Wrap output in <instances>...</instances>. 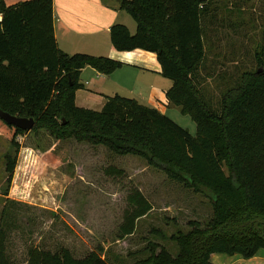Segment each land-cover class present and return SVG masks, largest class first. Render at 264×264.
I'll return each instance as SVG.
<instances>
[{
  "label": "trees",
  "instance_id": "16d2710c",
  "mask_svg": "<svg viewBox=\"0 0 264 264\" xmlns=\"http://www.w3.org/2000/svg\"><path fill=\"white\" fill-rule=\"evenodd\" d=\"M119 3L136 29L130 34L125 26L113 25L111 46L117 52L140 50L155 56L160 76L172 84L165 93L167 102L191 118L196 135L157 110L118 95L106 98L100 111L78 108L75 93L83 89L81 71L90 68L110 75L122 64L61 52L54 37L52 0L13 6L0 0V111L34 121L31 131H23L0 119V132L14 150V157L5 156L7 184L20 149L19 136L45 132L59 142L102 146L116 156L143 160L211 203L212 216L205 228L190 222L188 232L177 230L168 238L159 230L151 231L173 243L175 255L150 241L134 253L145 255L132 264H214L215 254L253 259L264 250V41L256 54L257 68L242 71L214 102L200 71L211 53L208 37L217 23L215 0ZM223 23V28L233 26ZM244 25L241 21L237 27ZM127 200L118 239L131 236L137 221L151 211L136 189ZM5 213L6 206L2 217ZM5 240L0 228V264H14L5 255ZM25 264L108 263L93 252L77 259L62 247L56 252L33 249Z\"/></svg>",
  "mask_w": 264,
  "mask_h": 264
},
{
  "label": "rangeland",
  "instance_id": "374dc122",
  "mask_svg": "<svg viewBox=\"0 0 264 264\" xmlns=\"http://www.w3.org/2000/svg\"><path fill=\"white\" fill-rule=\"evenodd\" d=\"M215 2L217 23L208 37L211 53L200 73L206 80L203 86L217 102L221 91L232 85L242 71L257 68L256 54L264 41V0ZM222 21L233 26L223 28ZM241 21L245 25L237 27ZM117 74H124L130 85L126 71ZM91 88L82 89L75 104L99 111L98 101L81 104L79 100ZM131 88L136 91L139 85L133 83ZM108 91L109 96L118 92L128 95L118 89ZM166 106V116L195 136L196 124L191 118L168 102ZM16 141L20 145L16 161L22 162L15 167L8 185L5 156L14 157V150L0 132V228L6 235L5 255L14 264H25L33 249L56 252L62 247L77 259L93 252L108 264H132L145 255L134 253L150 241L175 255L174 244L162 241L151 231L159 230L168 238L177 230L188 232L190 222L205 228L211 219L212 207L206 197L169 181L160 170L137 157L116 156L102 146L74 140L55 141L45 132L38 136L28 133ZM135 189L150 203L151 211L137 221L131 236L118 239V229L129 207L127 198Z\"/></svg>",
  "mask_w": 264,
  "mask_h": 264
},
{
  "label": "crops",
  "instance_id": "0c3cea01",
  "mask_svg": "<svg viewBox=\"0 0 264 264\" xmlns=\"http://www.w3.org/2000/svg\"><path fill=\"white\" fill-rule=\"evenodd\" d=\"M25 1L29 0H3L6 6H13ZM119 1L52 0L53 30L57 47L67 55L83 54L104 57L122 64L119 70L110 75L96 73L90 68L83 69L80 74V83L83 85V89L90 85L92 88L91 94L88 93L80 97L81 104H93L98 101L102 108L106 98L115 95L121 96L119 92L115 93L116 91L112 92L115 93L113 96H109L107 95L108 90L118 89L128 93L127 96L121 97L133 99L138 104L144 103L143 106L155 109L166 116L165 93L172 84L162 81L164 79H158L162 77L155 56L140 50L117 52L111 46L109 31L113 25L125 26L130 34H134L136 29L135 23H132L133 20L120 9ZM118 71L127 72L130 85L126 84L125 75L117 74ZM133 83L139 85L136 91L131 88ZM80 91L82 89L75 93V103ZM21 162L18 159L15 167H18ZM211 259L214 264H264V250L251 260H243L240 256L230 257L216 254L212 255Z\"/></svg>",
  "mask_w": 264,
  "mask_h": 264
},
{
  "label": "water",
  "instance_id": "95a60500",
  "mask_svg": "<svg viewBox=\"0 0 264 264\" xmlns=\"http://www.w3.org/2000/svg\"><path fill=\"white\" fill-rule=\"evenodd\" d=\"M0 119L4 121L6 124L23 131H31L32 128L34 127L33 119H24V118L15 117L3 113L1 111H0Z\"/></svg>",
  "mask_w": 264,
  "mask_h": 264
},
{
  "label": "built area",
  "instance_id": "2783aa9c",
  "mask_svg": "<svg viewBox=\"0 0 264 264\" xmlns=\"http://www.w3.org/2000/svg\"><path fill=\"white\" fill-rule=\"evenodd\" d=\"M0 21H1V13H0Z\"/></svg>",
  "mask_w": 264,
  "mask_h": 264
}]
</instances>
